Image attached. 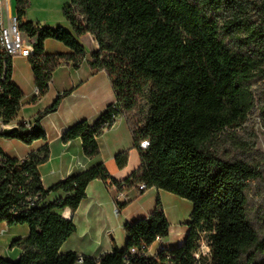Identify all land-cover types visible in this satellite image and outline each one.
Wrapping results in <instances>:
<instances>
[{
  "label": "trees",
  "instance_id": "1",
  "mask_svg": "<svg viewBox=\"0 0 264 264\" xmlns=\"http://www.w3.org/2000/svg\"><path fill=\"white\" fill-rule=\"evenodd\" d=\"M28 7V0H15L19 22ZM63 14L72 33L59 27L25 28L36 38L28 59L38 89L35 99L47 92L61 64L77 67L87 58L92 70L108 76L115 103L94 122L83 120L65 130L61 141L79 139L83 155L93 158L99 153L98 137L120 116L133 137L140 166L117 181L97 164L45 189L38 166L48 158L47 144L24 160L5 156L0 166V224L27 226L29 233L11 243L21 249L19 258L0 256V264H200L194 255L204 233L212 264H264V232L257 229L249 205L251 190L264 188V167L226 158L218 149L224 130L240 126L253 106L251 86L264 83V0H70ZM85 34L98 46L88 56L77 41ZM47 39L69 52L44 55ZM8 63L6 81L0 84L4 124L14 121L21 109V94L10 82ZM65 95H58L38 115L30 132L19 124V131L8 137L24 145L46 141L39 121L55 112ZM142 140L149 141L146 149L138 148ZM114 161L118 169L124 168L128 152L118 153ZM94 180L108 182L119 193L143 184L138 194L154 188L191 202L183 243L147 256L156 238L169 235L157 200L149 219L124 225L123 249L98 258L59 254L75 225L57 211H76ZM57 191L64 197L45 203ZM35 196L39 200L29 206L27 199ZM125 205L117 203V210ZM132 248L139 254L130 256Z\"/></svg>",
  "mask_w": 264,
  "mask_h": 264
},
{
  "label": "crops",
  "instance_id": "2",
  "mask_svg": "<svg viewBox=\"0 0 264 264\" xmlns=\"http://www.w3.org/2000/svg\"><path fill=\"white\" fill-rule=\"evenodd\" d=\"M3 2L5 11L15 14V0H3ZM28 3L29 7L20 24L22 31L33 44L36 38L29 36L25 30L27 25L39 28L59 27L72 33V28L63 14L65 8L70 5V0H28ZM77 41L83 46L87 56L98 50L97 43L90 34L82 35ZM68 52L69 50L60 42L51 39L44 42V55ZM10 82L21 94V109L14 121L11 122L12 126L23 121L34 123L38 115L48 108L58 95L66 93L57 110L39 121L46 135V141H35L31 145H24L17 140H12L20 148V152L9 151L0 146L8 158L24 160L30 153L37 152L47 144L48 158L46 162L38 166L40 180L45 189L97 164H103L111 177L117 181H123L140 166L139 153L134 147L133 137L125 120L120 116L110 129L105 130L98 137L99 153L93 158L83 155L79 139L68 143L61 141L65 130L83 120L94 122L106 110L107 106L115 103V95L108 76L103 71L92 70L87 63V58L77 67H74L70 62L61 64L53 72L47 92L36 99L34 76L28 59L22 57L12 59ZM124 151L128 152V161L124 168L118 169L114 158L118 153ZM138 191L139 189L135 187L119 193L108 182L101 180L90 182L86 189V197L81 201L76 211L73 212L69 208L57 211L62 218L72 220L75 225V232L61 246L59 254L74 252L79 257L98 258L104 253L112 252L114 248L123 249L125 245L123 247L114 245L112 236L115 237L118 230L124 231L126 223L149 219L155 211L157 200L160 201L166 217L162 206L164 191L154 188L147 189L142 194H138ZM62 197H64L62 191L52 192L45 198V203H51ZM117 203H126V205L118 211ZM167 221L169 223L168 219ZM0 226V230L9 231L11 229L5 223ZM170 228L169 223V232ZM187 232L188 227L185 223L184 228L176 229L177 244L167 246L171 243L168 235L167 238L162 239L164 248L180 246ZM28 233L29 231L26 230L18 236L12 235L10 244L14 240H24ZM153 245L159 246V243L155 241L151 246ZM64 246L67 247L62 250ZM15 248L14 253H11L13 247L8 250L7 256L1 254L0 256L10 261H16L21 254V249ZM148 249L146 254L151 257L148 254Z\"/></svg>",
  "mask_w": 264,
  "mask_h": 264
},
{
  "label": "rangeland",
  "instance_id": "3",
  "mask_svg": "<svg viewBox=\"0 0 264 264\" xmlns=\"http://www.w3.org/2000/svg\"><path fill=\"white\" fill-rule=\"evenodd\" d=\"M35 11V10H34ZM106 77V76H105ZM253 95V106L246 115L244 122L233 129H226L222 133V139L218 143V149L224 156L235 157L242 160H252L260 162L264 167V83L257 82L251 86ZM145 110L147 106L145 101L142 102ZM9 137H0V146L9 151H18L17 144ZM162 206L169 223L171 225L169 238L171 243L167 246L177 244L176 229L184 228V224L189 222V217L192 212L191 202L176 197L167 192H163ZM250 209L254 213L256 227L261 232H264V188L255 186L249 194ZM2 225V223L0 224ZM9 231L1 233L0 230V254L7 256L8 250H11V236H18L28 231L27 226H12ZM1 229V226H0ZM113 237L114 245L123 247L126 244L125 233L118 230ZM64 246L62 250H65ZM158 246H151L148 249L150 256H155ZM16 248L12 249L14 253ZM10 254V253H9ZM11 255V254H10ZM199 258L200 264H212L211 248L208 242L207 234H202V239L199 243ZM14 256L12 257V259Z\"/></svg>",
  "mask_w": 264,
  "mask_h": 264
},
{
  "label": "built area",
  "instance_id": "4",
  "mask_svg": "<svg viewBox=\"0 0 264 264\" xmlns=\"http://www.w3.org/2000/svg\"><path fill=\"white\" fill-rule=\"evenodd\" d=\"M33 55V43L30 38L22 31L21 24L18 21L15 14H10L5 11V5L3 0H0V84L5 83L6 74L9 69L10 60L11 68H12V59L15 57H22L29 59ZM1 92V89H0ZM38 89L35 88V94L37 95ZM22 125V130L24 132H30L33 128V123L31 121H23L20 123ZM15 127L17 131H19V124L12 126L11 122L8 124H4L0 119V137L2 136V132L5 129ZM149 145L148 140H142L138 144V148L146 149ZM6 162V158L4 153L0 148V166H3ZM139 190L144 189V185L140 184L137 186ZM39 198L37 196L30 197L27 199L29 206H33L37 203ZM5 230H1L3 233ZM156 242L159 243L158 248L156 249L155 256L163 251L165 248L162 244L161 238H156ZM145 246H142L144 249ZM138 251L135 248L129 250V255L134 256L138 255ZM140 256H146V254L141 253ZM196 260H199V252L194 255ZM127 258L126 260H128Z\"/></svg>",
  "mask_w": 264,
  "mask_h": 264
},
{
  "label": "water",
  "instance_id": "5",
  "mask_svg": "<svg viewBox=\"0 0 264 264\" xmlns=\"http://www.w3.org/2000/svg\"><path fill=\"white\" fill-rule=\"evenodd\" d=\"M15 131H17V129H16L15 127L5 129V130H3V132H2V136H3V137H8L11 133H13V132H15Z\"/></svg>",
  "mask_w": 264,
  "mask_h": 264
}]
</instances>
